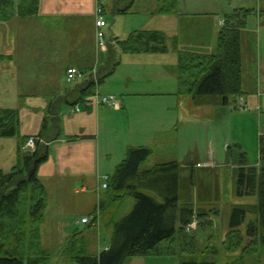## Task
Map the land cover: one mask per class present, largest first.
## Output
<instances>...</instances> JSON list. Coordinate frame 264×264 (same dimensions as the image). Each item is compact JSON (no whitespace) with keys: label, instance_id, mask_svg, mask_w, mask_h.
<instances>
[{"label":"trees","instance_id":"1","mask_svg":"<svg viewBox=\"0 0 264 264\" xmlns=\"http://www.w3.org/2000/svg\"><path fill=\"white\" fill-rule=\"evenodd\" d=\"M14 2L0 0V18L12 16ZM39 2L20 0L21 8L25 7L21 15L37 13ZM159 3L161 12L177 11V0H159ZM252 11L240 9L225 15L215 53L180 50L174 40L178 52L179 95L191 96L196 105L220 107L231 96L243 93L242 31ZM119 44L123 52L130 54L170 49L166 33L158 29H136ZM103 68H98L96 78L90 76L69 90L68 95L73 94L75 98L73 105L86 103L95 107L91 96L113 72H105ZM54 123L58 127L56 120ZM20 124L17 109L0 107L1 137L19 134ZM48 127L43 125L35 134L34 150H22L30 135L23 136L16 164L9 170L0 167V264H52L53 249L44 246L42 235L48 191L38 173L40 165L49 158L51 143L56 140V134L47 132ZM84 137L71 135L67 139ZM150 153V147H131L109 174L107 188L111 191L84 223L94 227L101 213L108 220L110 216L113 219L117 205L125 196H132L135 204L129 213L112 221L110 246L96 255L87 254L83 231L76 227L63 250L73 264H124L135 256L167 254L177 256L179 264H216L220 254L227 255L225 264H264V133L259 138L258 164L247 165L243 154V163L236 172V194L256 196L257 201L234 204L230 229L219 247H199L195 230L200 226H214L213 219L209 218L214 209L204 207L205 200H201L204 204L194 205L192 177L181 175L182 164L176 160L141 169ZM107 208L110 211L105 215ZM196 215L199 225L188 230ZM209 256L214 259L207 260Z\"/></svg>","mask_w":264,"mask_h":264},{"label":"crops","instance_id":"2","mask_svg":"<svg viewBox=\"0 0 264 264\" xmlns=\"http://www.w3.org/2000/svg\"><path fill=\"white\" fill-rule=\"evenodd\" d=\"M156 1L157 5L153 4L152 8L138 9L136 8L137 0H40L37 13L21 15L25 7L21 8L20 0H15L12 6V16L0 18V94L3 95L5 92L14 90L19 92L21 87H24L31 93L26 100L29 102V107L32 108L30 111L33 115L38 113L37 107L33 108L38 106V100L45 102L48 108L52 101L57 99L59 101L56 104L57 106L52 104L53 107L51 106L49 115L51 117L62 116L63 120H60L61 125L59 124L58 127L54 125L55 128L52 127V129L48 127L49 130L47 131L51 135L56 134V140L51 143L49 153V158H51L47 161L53 160L52 165L55 169L52 170V175H68L70 172L76 176L81 175L78 173L80 172V164L89 163L86 161L84 151V148L87 147V142H85L87 140L70 141L67 137L84 134V128L87 129L88 127L95 131L98 126L97 130H99V126L101 127L102 123L113 116V114H110L111 112H118L125 105V110H127L133 106H138V102H140L144 108L151 112L145 122L154 123L155 126L151 132L158 134L165 129L166 125L157 126L156 121L161 120L152 118V112L154 111V116L163 120L162 112H171V108L180 106L175 105V102H179L180 97H182L178 94L177 50L173 48L175 50L173 54L169 53L170 50L155 53H125L122 51L119 41L125 40L132 31L136 29H158L164 31L167 37L176 40L177 47L180 50L198 53L217 52L218 46L214 49V52L200 50L199 48L206 45H202L198 37L194 39V36L201 34L196 33L195 30H192V41H198L201 46L192 42V47L186 49V43L181 41L179 43L178 41L180 40L178 22L183 14L180 7L181 0H177V11L174 12L159 11L160 3L159 0ZM192 2H194V5L197 2L213 4L212 8L205 11H198L194 8V14H192V17L199 19L208 17L209 25H212L211 42L218 37L221 28L220 20L227 13L240 9L253 10L248 16L242 31V64L243 69H245L246 63L249 64L256 60L254 65H256L258 76L261 75V78L257 80L256 91L249 90L246 83L243 82L244 94L242 97L250 105L255 103L264 105L262 96L264 92L261 90H264V0H192ZM98 4L103 5L104 16L107 20L105 35L108 48L100 47L96 37V8ZM209 13L211 15H208ZM214 13L215 16H212ZM251 17L255 18L252 21L253 24L250 25L249 19ZM200 21L203 25L204 22ZM197 30L201 31L200 28ZM213 47L214 41L210 44V48L213 49ZM101 53L104 56L102 61L103 70L105 72L113 70V72L99 86V89L104 93L116 94L120 99V106L100 105L90 107L86 103L83 105L79 103V110H71L74 108L72 100L75 98H69L68 92L77 83L84 80L69 81L67 69L76 67L87 73L89 72L88 75H90L94 68L100 67L101 62L98 60ZM24 59L27 62H24ZM120 66L126 67L125 72H122ZM38 95L42 97L38 98ZM20 96L23 100L24 97ZM160 99L162 100L159 102ZM165 99L170 101L163 104L162 101ZM210 106L213 109L215 108L212 105ZM55 107H58V113H55V111L53 113L54 109L52 108ZM156 110H160L161 113L159 114ZM126 112L129 113L128 110ZM136 116L139 121H142L143 115L140 106L137 108ZM34 122L38 128L40 126L38 124L39 119L37 122L34 119ZM28 123L34 124L31 121ZM172 127H174V124L169 126V128ZM40 129L38 128L37 131L33 132H24L19 136L35 135ZM168 131H174V129ZM164 132L166 131L162 133L164 134ZM91 134H93L92 131L86 132V135ZM22 137L17 140L13 137L14 140L10 150L4 152L3 156L0 157L2 164L10 158H12L9 163L10 168L16 163L17 149ZM93 146L94 142L91 144V147ZM52 150L53 153H51ZM91 152L94 160L97 151L93 147ZM72 165H76V169ZM48 172L46 166L39 167L40 178H43ZM109 174L111 172L105 173L103 177L109 176ZM103 177L101 180H104ZM86 188V186H83L81 190L75 189V191L79 193L85 191ZM96 191L100 195L99 201H104L107 195L101 193L98 188ZM113 216V219L110 216L108 220L107 216L104 217L101 213L97 222H94V227L99 230L103 227L106 228L107 238L103 244L99 242L97 249L94 248L93 253L90 254L96 255L102 249L110 246L113 230L112 221L120 218L116 212ZM66 226H68L67 222L52 226L51 230H44L45 228L42 227L44 246L52 248V245L59 241V235L66 236L65 239H60L61 244L66 243L70 236L68 231L64 232ZM62 249L63 247L59 251ZM63 250L59 255L64 254ZM52 264H73V262L72 260L59 259L55 262L52 261ZM124 264H179V260L177 256L169 254L148 255L132 257Z\"/></svg>","mask_w":264,"mask_h":264},{"label":"rangeland","instance_id":"3","mask_svg":"<svg viewBox=\"0 0 264 264\" xmlns=\"http://www.w3.org/2000/svg\"><path fill=\"white\" fill-rule=\"evenodd\" d=\"M153 4L157 5V1L137 0L136 8H152ZM180 7L183 14L178 22V28H180L179 43L180 41L186 43V49L191 48L193 42L192 30H195L196 33L201 34L194 36V39L198 37L202 45H206L199 49L214 52V49L218 46V37L216 40L215 38L213 40V49L210 48V44L213 42H211L212 25H209L208 17L201 19L192 17L194 8L198 11H205L212 8L213 4L197 2L194 5L192 0H181ZM208 15L211 14L209 13ZM212 16H215V13ZM254 18L251 17L249 19L250 25L253 24ZM200 20L204 22L203 25H201ZM188 27L190 28L189 31ZM198 28L201 29L200 32L197 30ZM193 43L201 46L198 41ZM168 44L170 46L169 53H175L173 49L174 39L168 37ZM103 59L104 56L101 53L98 60L101 62L100 66L103 65ZM23 61L27 62L26 59ZM254 61L256 60H253L249 64L246 63L242 73L243 82L252 91H256L257 80L261 78V75L258 76V69H256ZM119 68L122 72L126 70L124 66H120ZM23 77L24 74L22 75V80ZM261 90L264 92L263 89ZM29 94L31 93L24 87H21L19 92L14 90L12 92H5L3 95L0 94V107L17 109L20 112L21 119L18 136H0V157L3 156L4 152L10 150L14 140L13 137L17 140L22 137L19 135H22L24 132L37 131L43 125L52 127L55 125V120L61 125L62 116L52 118L49 115L50 107L52 104L57 106L58 99L52 101L49 108L45 105V102L38 100V106L33 107H37L38 113L33 115L31 114L32 111H30L32 108L29 107V102L26 100ZM243 94L231 96L227 104L215 107L219 108H214L215 110L210 105H196L192 101L191 96L182 95L180 101L175 102V105L180 106L171 108V112H162L163 120L154 116V111L152 112V118L161 120L156 121L157 126L161 124L166 125L163 130L166 131L164 134L162 133L163 131L158 134L151 132L155 124L145 122L151 112L144 108L140 102H138V106L128 108L129 113L125 110L126 105L118 112H111L110 114H113V116H110L109 120L102 123L101 127L99 126V130H97L98 126L95 128V131L90 127L84 128L85 133L79 135H86L87 131H92L93 134L86 135L82 139L87 140L85 141L87 142V147L84 148V151L86 161L89 163L80 164V172L78 173L81 175L76 176L71 174V172L68 175H52V170L55 169L54 165H52L53 160L51 159L47 162L51 157L40 165L46 166L49 171L47 175L41 178L45 186H47L48 191V206L45 212V220L42 224L43 229L51 230L52 226L67 222L68 226H66L64 232L68 231L69 235H72L75 228L78 227L79 230L83 231L87 254L93 253V249H97L99 242L103 244L106 240V228L103 227L99 230L96 227H89L81 221L77 223V220H81L85 215L89 216L93 214L100 200V195L96 191L97 188L107 196L109 191H111L110 187H103L104 180H101L103 175L112 171L114 172L115 168L126 157L131 147L145 146L151 148V153L141 164V169H149L157 163L176 160L182 164L181 175L192 177V202L194 205L197 203L199 205L204 204L202 201L205 200L206 205L204 207L214 209L212 215L209 216V218L213 219V227L200 226V228H197L199 216L196 215L194 219L197 228L195 233L200 243L199 247L203 249L210 245L219 247L230 229V217L234 204L238 202L254 203L257 201L256 196L239 197L236 194L237 168L243 163V154L245 155L244 159L247 165H257L259 162V138L264 133V105L255 103L249 105L246 110L240 109L238 103ZM20 95L24 97L23 100ZM262 96L264 99V93ZM41 97V95H38V98ZM69 98L73 99L74 95L70 94ZM169 101L165 99L162 102L163 104H167ZM139 106L143 115L142 121H139L136 116ZM53 109V113L54 111L58 113V107ZM156 111L159 114L161 113L160 110ZM34 119L36 122L39 119L38 124L40 126L38 128L35 125ZM29 121L34 124H29ZM172 124H174V127L169 128ZM172 129L174 131H168ZM92 142H94L93 147L97 151L94 160L91 156V149L93 150V147H91ZM51 153H53V150ZM11 160L12 158L2 164L0 158V166H3L5 170H9ZM72 167L76 169V165H72ZM83 186L87 187L86 190L76 193L75 189L81 190ZM134 204L135 201L132 196H125L119 202V205H117L116 213L119 217H122L132 210ZM208 209L205 208L206 211ZM109 211L110 208H107L105 215ZM64 237L66 236L59 235V241L52 245V252L53 254L55 253L52 257L53 262L59 259L71 260L67 253L59 255L66 245V243L61 244L60 242V239ZM61 247L63 249L59 251ZM213 259V256L207 257V260ZM226 261L227 255L220 254L216 264H225Z\"/></svg>","mask_w":264,"mask_h":264},{"label":"built area","instance_id":"4","mask_svg":"<svg viewBox=\"0 0 264 264\" xmlns=\"http://www.w3.org/2000/svg\"><path fill=\"white\" fill-rule=\"evenodd\" d=\"M103 8L101 6L97 7V13H98V19H97V39H98V44L102 48L106 47V41H105V31L104 27L107 25V20L102 14ZM223 22V21H222ZM67 75H68V80H74V79H82L85 76V72L78 70L76 67H69L67 70ZM94 103L97 106L100 105H109V106H114V107H119L120 106V101L117 98L116 95L114 94H102L99 91H97L93 95ZM240 107L243 109L247 108L246 103L244 100L241 101ZM36 137H30L27 142L22 146V149L25 151H31L35 149L36 145ZM104 186H107V182L104 183ZM82 222H88L89 217H83ZM193 224L189 225V228L192 227Z\"/></svg>","mask_w":264,"mask_h":264},{"label":"water","instance_id":"5","mask_svg":"<svg viewBox=\"0 0 264 264\" xmlns=\"http://www.w3.org/2000/svg\"><path fill=\"white\" fill-rule=\"evenodd\" d=\"M224 103L226 104L227 103V100H225Z\"/></svg>","mask_w":264,"mask_h":264}]
</instances>
